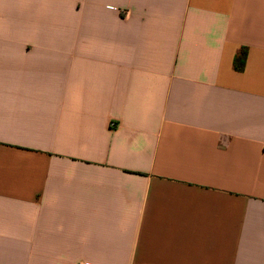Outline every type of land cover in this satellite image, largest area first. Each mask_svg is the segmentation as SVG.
<instances>
[{
	"label": "crops",
	"instance_id": "0c3cea01",
	"mask_svg": "<svg viewBox=\"0 0 264 264\" xmlns=\"http://www.w3.org/2000/svg\"><path fill=\"white\" fill-rule=\"evenodd\" d=\"M0 264H264V0H0Z\"/></svg>",
	"mask_w": 264,
	"mask_h": 264
},
{
	"label": "trees",
	"instance_id": "16d2710c",
	"mask_svg": "<svg viewBox=\"0 0 264 264\" xmlns=\"http://www.w3.org/2000/svg\"><path fill=\"white\" fill-rule=\"evenodd\" d=\"M247 57V49H242L234 59V68L237 71H243L245 60Z\"/></svg>",
	"mask_w": 264,
	"mask_h": 264
}]
</instances>
